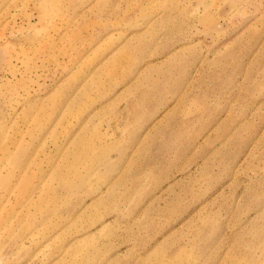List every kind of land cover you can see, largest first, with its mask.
<instances>
[{
    "label": "rangeland",
    "instance_id": "obj_1",
    "mask_svg": "<svg viewBox=\"0 0 264 264\" xmlns=\"http://www.w3.org/2000/svg\"><path fill=\"white\" fill-rule=\"evenodd\" d=\"M0 264H264V0H0Z\"/></svg>",
    "mask_w": 264,
    "mask_h": 264
},
{
    "label": "bare ground",
    "instance_id": "obj_2",
    "mask_svg": "<svg viewBox=\"0 0 264 264\" xmlns=\"http://www.w3.org/2000/svg\"><path fill=\"white\" fill-rule=\"evenodd\" d=\"M62 260H63V259H60L59 262L62 261ZM59 262H58V263H59Z\"/></svg>",
    "mask_w": 264,
    "mask_h": 264
}]
</instances>
